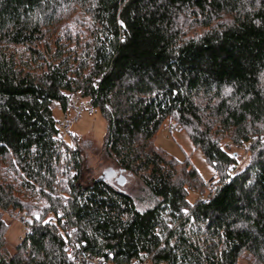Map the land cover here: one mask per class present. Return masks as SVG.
I'll return each mask as SVG.
<instances>
[{
  "label": "trees",
  "instance_id": "trees-1",
  "mask_svg": "<svg viewBox=\"0 0 264 264\" xmlns=\"http://www.w3.org/2000/svg\"><path fill=\"white\" fill-rule=\"evenodd\" d=\"M197 1L0 0V264H75L71 235L109 264H264V0ZM78 92L107 121L100 149L60 135ZM169 124L210 188L156 144Z\"/></svg>",
  "mask_w": 264,
  "mask_h": 264
},
{
  "label": "rangeland",
  "instance_id": "rangeland-1",
  "mask_svg": "<svg viewBox=\"0 0 264 264\" xmlns=\"http://www.w3.org/2000/svg\"><path fill=\"white\" fill-rule=\"evenodd\" d=\"M207 4L208 0H198L196 2L200 10H204ZM54 113L59 120H62L57 109H55ZM168 126L159 132L156 144L180 161L190 159L194 168L201 174L203 179L207 182V186L210 188L211 183L209 182L216 179L217 175L213 168L206 162L203 151L196 148L188 132L180 131L179 129L169 132L167 130ZM72 131L77 138L93 140L94 144L96 143L95 146L100 149L107 133V121L101 113L97 111L93 118L83 117L80 122L73 127ZM68 142H70V139ZM228 145L230 146L231 143H228ZM232 152L237 155L243 167L248 161L247 156L244 155L243 151L234 148ZM100 164L101 162H99L98 158L94 155V152H86L85 170L89 176H97L103 171ZM131 185V191L134 192L135 196L137 198H142L141 190L143 187L136 182H132ZM197 199L198 196L194 194H191L189 197L191 202ZM5 221L9 226L7 232L8 248L13 250L21 242V237L24 235L25 229L22 228L20 222L13 216L5 215Z\"/></svg>",
  "mask_w": 264,
  "mask_h": 264
},
{
  "label": "built area",
  "instance_id": "built-area-1",
  "mask_svg": "<svg viewBox=\"0 0 264 264\" xmlns=\"http://www.w3.org/2000/svg\"><path fill=\"white\" fill-rule=\"evenodd\" d=\"M70 107L73 111L72 117L65 121V120H59L58 126L60 128V135L63 140L71 139L73 136V127L80 122L82 117H93L95 114V107L86 99H84L81 95V92H78L74 98L70 102ZM167 130L169 132H173L174 125L169 124ZM210 183V182H209ZM11 217L13 216L16 220H18L22 226V228L26 229L29 227V223L27 220L23 217V214L21 212L16 213H10ZM24 235L21 237V241L24 239ZM69 251L72 257H74L75 264H109L105 262L101 257L99 256H93L89 253H85L82 248L77 247V245L74 242L73 236H70V242H69Z\"/></svg>",
  "mask_w": 264,
  "mask_h": 264
},
{
  "label": "snow or ice",
  "instance_id": "snow-or-ice-1",
  "mask_svg": "<svg viewBox=\"0 0 264 264\" xmlns=\"http://www.w3.org/2000/svg\"><path fill=\"white\" fill-rule=\"evenodd\" d=\"M73 135H75V133L73 134ZM59 139V138H58ZM231 155V154H230ZM183 211L185 212V214H187V209H183ZM59 215L60 216H63V213H59ZM37 219H39V215L37 214ZM50 221L49 220H45V221H43V223H45V224H47V223H49ZM169 227H171V225H169ZM77 247H79V245H77ZM70 255V254H69ZM73 259H74V257H73Z\"/></svg>",
  "mask_w": 264,
  "mask_h": 264
}]
</instances>
